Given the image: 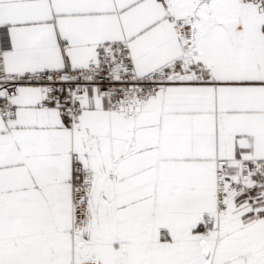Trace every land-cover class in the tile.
<instances>
[{
  "label": "snow or ice",
  "instance_id": "1",
  "mask_svg": "<svg viewBox=\"0 0 264 264\" xmlns=\"http://www.w3.org/2000/svg\"><path fill=\"white\" fill-rule=\"evenodd\" d=\"M0 264H264V0H0Z\"/></svg>",
  "mask_w": 264,
  "mask_h": 264
}]
</instances>
